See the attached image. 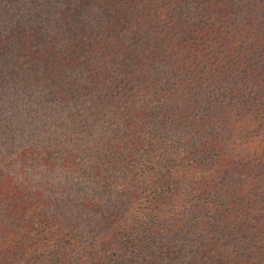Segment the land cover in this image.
<instances>
[{
  "label": "trees",
  "instance_id": "obj_1",
  "mask_svg": "<svg viewBox=\"0 0 264 264\" xmlns=\"http://www.w3.org/2000/svg\"><path fill=\"white\" fill-rule=\"evenodd\" d=\"M8 85L0 264H264V0H0Z\"/></svg>",
  "mask_w": 264,
  "mask_h": 264
},
{
  "label": "rangeland",
  "instance_id": "obj_2",
  "mask_svg": "<svg viewBox=\"0 0 264 264\" xmlns=\"http://www.w3.org/2000/svg\"><path fill=\"white\" fill-rule=\"evenodd\" d=\"M32 95L35 96V94L32 93ZM13 97V98H17L18 100L21 99V96H17L16 91H11V85L8 86H2L0 87V101H7L8 97ZM22 103L20 104V109H22V113L24 110L27 109L28 104L26 103L25 99H21ZM23 103L25 104V106H23ZM1 105V104H0ZM52 109L51 104L49 105ZM84 114L88 113V105H85L84 108ZM71 110V108H70ZM6 112H8V114H5L4 116L0 115V128L3 129V134L0 137V139H15V145H23V140H27V143H29V139H36L37 135H40V139H52L53 138V133L56 132V135L54 136V139H62L64 137V135H66L68 133V129L69 127H64L63 125H61L59 128H56V123L54 127H50L49 125H51V121L53 120V117H55L56 111L50 110V111H46L47 115H46V119H49L50 122H48V124L46 125L45 122L43 121H38L39 123V127H41V132H37L36 133H32L30 132V127H28V129L24 128L22 124H18L15 125V121H16V116L13 117V120L10 121L9 120V116L15 112V110L10 109V106L7 105V108L5 109ZM0 112L1 114H3V110L0 107ZM41 113V111H40ZM53 115V116H51ZM92 119V116H89V118L85 119V122L90 121ZM35 121V120H33ZM8 124V125H6ZM81 126H77V129H80ZM13 131H10V130ZM63 174L61 175V178H63ZM61 184L63 182H60ZM66 185V184H63Z\"/></svg>",
  "mask_w": 264,
  "mask_h": 264
}]
</instances>
